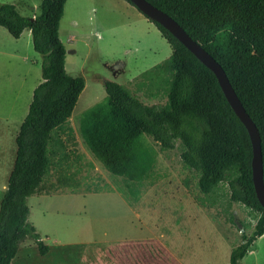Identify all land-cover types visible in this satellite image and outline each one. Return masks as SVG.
Listing matches in <instances>:
<instances>
[{"label": "trees", "instance_id": "16d2710c", "mask_svg": "<svg viewBox=\"0 0 264 264\" xmlns=\"http://www.w3.org/2000/svg\"><path fill=\"white\" fill-rule=\"evenodd\" d=\"M66 1L41 0L40 12L34 17L21 15L14 4H0V26L15 39L29 30L32 47L42 57V81L34 88L19 125L15 162L0 202V264H10L25 239L33 240L41 255L48 251L28 221V197L65 188L74 193L80 186L59 172L70 166L62 132L73 133L67 124L85 85L82 76H71L65 69L66 48L59 37V23ZM147 1L175 19L223 68L258 129L264 181V0ZM145 17L169 44L171 53L132 81L144 79L145 95L157 101L145 103L126 85L104 79V100L83 112L80 136L94 158L125 181L131 194L150 175L156 157L142 136H149L163 151L173 150L179 141L183 167L195 173L203 195L192 196L198 205L213 207L220 184H225V209L231 221L232 203L258 214L251 234L246 236L242 223L240 242L232 246L229 264H239L264 234V209L252 180L249 134L214 73L163 26ZM162 92L164 101H159ZM52 170L59 174L54 182H47ZM183 184L188 189V180ZM104 186L97 184L87 191H112Z\"/></svg>", "mask_w": 264, "mask_h": 264}, {"label": "rangeland", "instance_id": "374dc122", "mask_svg": "<svg viewBox=\"0 0 264 264\" xmlns=\"http://www.w3.org/2000/svg\"><path fill=\"white\" fill-rule=\"evenodd\" d=\"M40 2L0 0V4H14L21 15L31 17L39 14ZM135 16L119 0L66 1L59 23V37L66 48L65 69L71 76H82L85 87L67 124L73 133L62 132L70 166L59 172L70 175L80 186L74 193L65 188L28 197V221L48 251L41 255L35 242L25 239L10 264H98L97 256L116 254L117 244L126 239L143 243L146 259L141 264H164L171 259V264H229L232 246L240 242L242 223L246 236L251 234L258 214L232 203L231 221L225 209V184H220L213 207L196 203L192 196L203 195L197 189L195 173L183 167L179 141L173 150L163 151L149 136H142L155 151V162L150 175L126 202L114 195L88 193L87 188L97 184L114 192L128 191L125 181L108 172L84 144L79 130L83 112L104 100V79L126 85L145 103H155L156 99L145 95L144 79H132L171 53L159 32L133 27ZM0 29V154L5 152L9 164L15 158V137L28 112V102L42 80V57L33 49L26 30L15 39ZM159 101H164L163 92ZM7 166L0 164V173ZM1 174L0 202L3 182L8 179ZM58 174L52 170L47 182H54ZM249 248L239 264H264V234Z\"/></svg>", "mask_w": 264, "mask_h": 264}, {"label": "water", "instance_id": "95a60500", "mask_svg": "<svg viewBox=\"0 0 264 264\" xmlns=\"http://www.w3.org/2000/svg\"><path fill=\"white\" fill-rule=\"evenodd\" d=\"M143 15L157 22L169 31L181 44H183L201 63L208 67L216 76L218 83L231 108L243 123L250 137L252 146V180L258 201L264 209V181L262 170L261 140L255 123L245 111L242 103L232 88L223 68L219 63L195 40H193L183 27L167 13L163 12L147 0H129ZM33 19V18H32ZM241 230L243 228L241 227Z\"/></svg>", "mask_w": 264, "mask_h": 264}, {"label": "crops", "instance_id": "0c3cea01", "mask_svg": "<svg viewBox=\"0 0 264 264\" xmlns=\"http://www.w3.org/2000/svg\"><path fill=\"white\" fill-rule=\"evenodd\" d=\"M119 2H121V4H122V6L125 8V9H127V10H129V11H131V12H134L135 14H136V20H134L133 21V27H137V26H142L143 27V29H147V30H153V32H159V31H157V28L154 26V24L152 23V22H150L135 6L133 7V5H131L130 3H128L126 0H119ZM0 28H4V27H2V26H0ZM140 28V27H139ZM139 28H136V29H139ZM5 29V28H4ZM6 30V29H5ZM27 32H28V34H29V37L31 38V35H30V31L29 30H27V29H25ZM24 30V31H25ZM2 31H1V29H0V33H1ZM6 32L8 33V31L6 30ZM23 33V32H22ZM9 34V33H8ZM10 35V34H9ZM22 35V34H21ZM11 36V35H10ZM12 37V36H11ZM13 38V37H12ZM32 42V41H31ZM65 66H66V64H65ZM151 68V67H150ZM42 81V80H41ZM84 87H85V85H84ZM84 89V88H83ZM32 100V99H31ZM31 102V101H30ZM30 102H28V106L27 107H29V104H30ZM28 111V110H27ZM25 117V116H24ZM24 119V118H23ZM22 122V121H21ZM12 152V151H11ZM16 154V153H15ZM8 155H10L9 154V152H8ZM7 155V156H8ZM6 155H5V152H2L1 154H0V164H6V165H8L7 166V170H6V168H5V172H1V173H3L4 175V179H5V177L7 176V177H9V175H10V173H11V171H12V169H13V166H14V162H15V158L12 160V162L11 163H9L8 164V161H7V159H6V157H5ZM2 161H3V163H2ZM12 165V166H11ZM11 166V167H10ZM0 173V174H1ZM2 175V174H1ZM7 181H8V179H7ZM6 184H7V182H5V180H4V182H3V185H2V187H3V189L5 190V187H6ZM140 186V185H139ZM88 193H90V192H88ZM91 193H95V192H91ZM98 196H107V195H109V196H116V198H118L120 201H122V202H126L127 201V199H128V195L129 194H131V192H128V193H126L125 195L124 194H122L121 192H118V191H110V192H108V191H103V192H98V193H96ZM138 240H142L143 241V238L142 239H138ZM133 241V239H126V241H123V242H121V244H117L118 246H119V249L117 250V253L116 254H114V255H112V256H106V254L105 255H103V257L101 256V258L99 257V256H97V259H96V261L97 262H99L98 264H141V263H144L143 261L146 259L145 257H144V251H143V243H141V242H137V241H135V242H132ZM139 244H141V245H139ZM107 247H108V245H106V249H107ZM251 247V246H250ZM101 249H104V248H101ZM250 249V248H249ZM101 251H104V250H101ZM249 252H250V250H249ZM248 252V253H249ZM101 255V254H100ZM108 255V254H107ZM163 262V261H162ZM171 262H173L174 263V261H173V259H171V261L169 262V261H165L164 262V264H171ZM147 263V262H146ZM158 263V262H157ZM156 264V263H155Z\"/></svg>", "mask_w": 264, "mask_h": 264}]
</instances>
